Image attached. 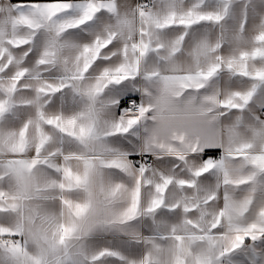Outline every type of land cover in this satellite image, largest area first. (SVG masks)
Instances as JSON below:
<instances>
[{
	"label": "snow or ice",
	"instance_id": "snow-or-ice-1",
	"mask_svg": "<svg viewBox=\"0 0 264 264\" xmlns=\"http://www.w3.org/2000/svg\"><path fill=\"white\" fill-rule=\"evenodd\" d=\"M0 264H264V0H0Z\"/></svg>",
	"mask_w": 264,
	"mask_h": 264
}]
</instances>
